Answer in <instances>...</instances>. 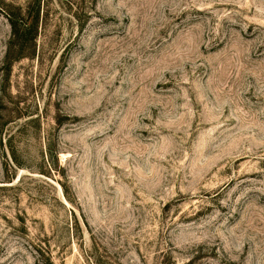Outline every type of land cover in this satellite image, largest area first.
Returning <instances> with one entry per match:
<instances>
[{
    "label": "rangeland",
    "instance_id": "374dc122",
    "mask_svg": "<svg viewBox=\"0 0 264 264\" xmlns=\"http://www.w3.org/2000/svg\"><path fill=\"white\" fill-rule=\"evenodd\" d=\"M3 4L0 264H264V0Z\"/></svg>",
    "mask_w": 264,
    "mask_h": 264
},
{
    "label": "trees",
    "instance_id": "16d2710c",
    "mask_svg": "<svg viewBox=\"0 0 264 264\" xmlns=\"http://www.w3.org/2000/svg\"><path fill=\"white\" fill-rule=\"evenodd\" d=\"M4 12L8 22L11 26L13 38L19 37L20 35H29L30 41H34L37 36V26L41 18V8L32 7L31 5L23 7H17L11 4H3L0 8ZM32 29V32H31ZM12 161L11 164L14 167H22L20 162H18L13 148H11Z\"/></svg>",
    "mask_w": 264,
    "mask_h": 264
}]
</instances>
